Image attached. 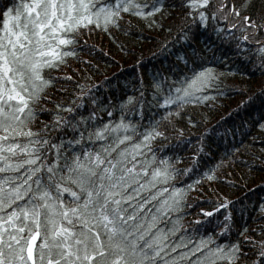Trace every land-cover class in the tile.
I'll return each mask as SVG.
<instances>
[{
  "label": "snow or ice",
  "instance_id": "6c2138e0",
  "mask_svg": "<svg viewBox=\"0 0 264 264\" xmlns=\"http://www.w3.org/2000/svg\"><path fill=\"white\" fill-rule=\"evenodd\" d=\"M93 4L94 0H12L0 5V264H188L184 258L193 252L200 254L191 264H248L249 258L251 264H264V225L241 226L226 196L216 207L200 208L187 222L192 226L190 235L202 228L206 233L195 246L175 251L189 235L182 220L188 212L181 210L196 206L197 202L187 204L185 193L196 183L190 177L199 158L187 168H177L173 157L161 152L156 164L151 145L156 139H168L160 131L161 120H181L189 103L207 104L212 97L208 89L215 82L213 65L218 61L205 58L207 49H200L199 58L196 51L184 54L183 65L164 74L158 70L151 85L136 96L98 99L95 90L100 81L85 85L72 81V72L51 75L63 59L58 46L77 45L81 26L95 21L97 27L102 22L104 30L120 27L122 12L162 21L166 15H176L172 9L181 13L180 39L191 41L212 32L221 43H235V49L228 51L237 57H248L252 41L256 44L252 51L259 53L264 67V7L257 11L255 0H115L99 3L95 10ZM167 47L165 42L161 51ZM82 62L91 65L86 57ZM169 74L178 86L173 91L170 84L163 96L164 114L141 129L133 120L142 121L144 106L151 108L160 99ZM58 80L73 83L77 108L84 107L85 98L91 99L93 108L87 115H77L71 103L57 102V109L71 115L56 111L51 122L32 127L48 111L34 105L49 87L57 89ZM102 82L108 84L107 79ZM150 90L153 101L148 99ZM241 106L258 110L253 123L264 130V85L246 95L237 108ZM189 123L198 126L194 117ZM212 131L213 127L204 129L194 156L200 157L208 147L206 134ZM133 136L138 137L134 143ZM225 149V155L234 150L227 145ZM174 159L183 157L177 154ZM181 173L183 180L169 183ZM204 178L218 179L216 166L206 169L200 182ZM226 208L230 211L208 232L213 216ZM256 211L255 219L264 220V202ZM244 214L242 208L240 216ZM181 231L185 234L179 242L168 239L170 233ZM225 234L236 239L221 242Z\"/></svg>",
  "mask_w": 264,
  "mask_h": 264
},
{
  "label": "trees",
  "instance_id": "16d2710c",
  "mask_svg": "<svg viewBox=\"0 0 264 264\" xmlns=\"http://www.w3.org/2000/svg\"><path fill=\"white\" fill-rule=\"evenodd\" d=\"M10 3L12 0H0L2 6H7ZM99 3H115V0H94L93 6H98ZM261 7H264V0H255L256 10L258 11ZM171 11L176 15L174 17L166 15L162 21L159 17L153 21L150 18H140L136 14L122 12L123 19L120 20V27L113 26L109 30L103 29L102 22L100 27L96 26L95 21L88 26H81L80 31L76 33L77 45L59 47L63 59L59 69H53L51 75L58 76L64 72H72V81H82L85 85L89 83L97 85V82L100 81L101 83L95 90V96L98 99L117 97L121 94L126 97L127 95L136 96L144 88L149 87L153 80V74L158 70L164 74L170 67L177 64L183 65L184 61L181 57L184 54L191 56L192 52L196 51L197 58H199L200 49H207L208 51L203 53L205 58L217 59L218 62L213 65L215 82L208 89L212 93V97L208 99L207 104L204 102L189 103L186 106L183 119L177 120L173 117L171 122L161 120L160 131L168 139H156L151 145L158 157L156 164L160 162L161 152L165 156L173 157V166L177 168H187L194 159L199 158V165L193 169L190 177V180L196 181V183L185 193L188 205L197 203L195 207L181 210L188 212V215L182 216V220L185 222V228L189 235L187 240L182 242L181 247L175 249L179 253L195 246L196 242L200 240L201 234H206L202 228L201 232L195 236L190 235L192 226L187 222L196 218L200 208L216 207V202L225 196L233 202L231 210L235 211L241 226H245V222H247V227L252 228H255L256 224L264 225V220L255 219L258 215L256 208L261 202H264V142H262L264 141V130L258 124L253 123L259 114L257 109L251 107L245 109L242 106L237 108L246 95L257 91L264 85V74H262L264 67L260 66L259 53L252 51L256 47L252 41H249L251 47L248 57H237L228 51L229 47L235 49L236 44L228 45L227 41L221 43L212 32H204L198 39L191 41L180 39L177 18L181 13L178 9ZM0 15V27H2V11H0ZM259 38L257 36L255 39L259 40ZM165 42L168 47L161 51V46ZM213 49L217 50L212 51ZM85 57L91 61V65L82 62ZM161 78L162 76L157 77V79ZM105 79L108 80V84L102 82ZM173 79L169 74L168 82L164 84V92L160 93L159 100L153 101L152 90L148 92V99L153 101L151 108L145 105V115L142 121L139 117L133 120L134 123L140 124L141 129L149 126L150 119L155 120L164 114L163 96L167 93L170 84L173 91L178 86L172 84ZM81 90L87 91V88ZM76 91L73 83L66 80H58L56 90L49 87L47 91L43 92V98L34 105L37 109L48 111L39 116L32 127H41L42 121L51 122L52 114L56 111H60L62 115H71L66 110L57 109V102L71 103L76 108L77 115L81 112L87 115L88 110L93 108L91 99L85 98L84 107L77 108L76 103L72 100ZM102 115L107 118V114ZM119 115L120 113L117 112L116 116L119 117ZM189 117H194L198 121V126L189 123ZM209 127H213V131L206 134L208 147L200 157H196L193 154L199 146L200 136L204 134V129ZM68 134L71 135V132ZM129 134L131 135V133ZM137 138V136H133L131 142L134 143ZM225 145L228 146V150L234 149L230 155H225L227 151ZM164 147H168V151L165 152ZM177 154L183 159L175 161L174 158ZM145 155L147 156L148 153ZM218 161L220 165L217 164ZM213 166H216L218 179L209 181L204 178L200 182L203 172ZM183 179V173H181L169 183H178ZM188 182V180H184L185 184ZM168 186V184L164 185L166 188ZM242 208L245 210L243 217L240 216ZM228 211L230 209L226 208L220 211L218 216H213L208 232L214 231L215 226ZM249 212L251 217L247 214ZM184 234V231L170 233L168 239L175 244L181 240V236ZM244 235L250 236L251 233L245 232ZM228 239L235 240L236 236L225 234L221 242ZM202 252L203 249H201ZM199 254L193 252L192 256L184 259L188 261V264H191V261ZM248 264H251V258H249Z\"/></svg>",
  "mask_w": 264,
  "mask_h": 264
},
{
  "label": "rangeland",
  "instance_id": "374dc122",
  "mask_svg": "<svg viewBox=\"0 0 264 264\" xmlns=\"http://www.w3.org/2000/svg\"><path fill=\"white\" fill-rule=\"evenodd\" d=\"M95 7H96V6H93V10H95ZM0 16H1V15H0ZM59 47H60V46H58V49H59Z\"/></svg>",
  "mask_w": 264,
  "mask_h": 264
}]
</instances>
